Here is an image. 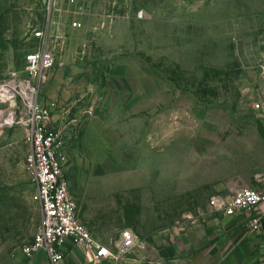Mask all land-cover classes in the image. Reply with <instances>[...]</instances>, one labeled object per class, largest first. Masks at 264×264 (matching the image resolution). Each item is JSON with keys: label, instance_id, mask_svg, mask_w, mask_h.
I'll use <instances>...</instances> for the list:
<instances>
[{"label": "rangeland", "instance_id": "rangeland-1", "mask_svg": "<svg viewBox=\"0 0 264 264\" xmlns=\"http://www.w3.org/2000/svg\"><path fill=\"white\" fill-rule=\"evenodd\" d=\"M37 28L56 54L39 96L87 112L60 127L76 203L80 178L90 176L81 169H127L126 179L106 177L99 200L76 204L78 218L86 210L108 236L139 233L160 224L149 216L193 210L199 192L178 189L179 170L246 160L264 173V0H0V84L28 81L24 55ZM11 104L0 103L4 119L13 115L0 123V264L42 217L23 110ZM134 171L137 185L124 188ZM96 183L88 181L90 194Z\"/></svg>", "mask_w": 264, "mask_h": 264}, {"label": "crops", "instance_id": "crops-1", "mask_svg": "<svg viewBox=\"0 0 264 264\" xmlns=\"http://www.w3.org/2000/svg\"><path fill=\"white\" fill-rule=\"evenodd\" d=\"M52 101L56 105L51 110L50 120L59 128L61 122H79L87 113L83 108L76 106L71 114L70 109L62 106L60 100L61 103L57 99ZM87 117L84 122H93L91 116ZM126 170L120 167L111 171L103 167L81 169L83 175L88 171L87 174L90 176L87 179L84 176L80 178L82 195L75 197L78 200L76 204L87 207L91 199L99 200V196L104 195L106 177L117 175L119 179H126ZM165 170L168 171V167ZM128 175L130 182L124 188H134L137 185L136 172H129ZM176 176L180 191L199 192V197L191 200L192 211L184 210L180 217L175 219L165 215L147 217L146 222L160 224L150 226L143 232H134L136 244L125 252H118L116 248L121 231L108 236L102 230L93 227L92 220L86 217V210L82 213L78 211L80 220L96 238L108 246L114 256L95 258L93 251L66 240L63 245L62 264H264V203L236 210L232 214H224L210 203L211 198H216L223 204L234 192L243 187L262 185L263 170L255 169L245 160L236 164L235 169L232 164L227 163L220 171L198 175L192 173L190 176L179 170ZM86 180L97 182L92 189L96 192L95 195L90 194L91 188L87 186L89 184ZM253 216H260L258 228L249 225V220ZM46 262L47 257L43 251L27 256L19 248H14L4 253V264Z\"/></svg>", "mask_w": 264, "mask_h": 264}, {"label": "built area", "instance_id": "built-area-1", "mask_svg": "<svg viewBox=\"0 0 264 264\" xmlns=\"http://www.w3.org/2000/svg\"><path fill=\"white\" fill-rule=\"evenodd\" d=\"M73 21L72 25H77ZM35 45L25 53L23 71L24 79L1 83L5 94L0 91V103L10 102L15 105L20 100L22 122L29 140L26 163L33 175L34 190L31 199L39 204L41 223L32 239L19 249L27 256L38 251L46 254L45 264H62L63 245L66 240L93 251L95 258L114 256V253L96 238L87 226L80 221L76 211V201L71 195L68 180L64 172V144L62 129L51 123V110L56 105L52 100L44 101L39 96L40 86L47 80L50 69L56 63V54L49 46L46 29L37 28L32 32ZM19 106V107H20ZM255 107L259 104L255 103ZM1 112V111H0ZM4 114V113H3ZM4 122V115L0 117ZM264 203V183L258 187H243L234 192L225 203L211 198L210 203L224 214L250 208ZM260 216L249 220L252 228H258ZM136 244V236L131 229H123L116 244L118 252H125Z\"/></svg>", "mask_w": 264, "mask_h": 264}, {"label": "bare ground", "instance_id": "bare-ground-1", "mask_svg": "<svg viewBox=\"0 0 264 264\" xmlns=\"http://www.w3.org/2000/svg\"><path fill=\"white\" fill-rule=\"evenodd\" d=\"M0 91H2L5 94V89L3 87H1V86H0ZM3 115H4L3 112H0V117L3 116ZM6 115H7L6 119H4V120H6V121L8 120L10 122L13 121V115L11 113H6Z\"/></svg>", "mask_w": 264, "mask_h": 264}]
</instances>
